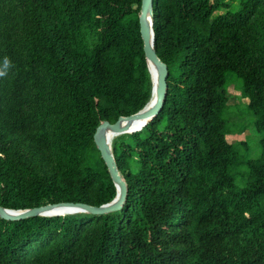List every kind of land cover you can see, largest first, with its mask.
Wrapping results in <instances>:
<instances>
[{
	"label": "trees",
	"instance_id": "16d2710c",
	"mask_svg": "<svg viewBox=\"0 0 264 264\" xmlns=\"http://www.w3.org/2000/svg\"><path fill=\"white\" fill-rule=\"evenodd\" d=\"M140 4L0 0V207L114 199L94 134L150 98ZM152 16L167 90L141 130L112 140L121 209L0 218V264H264V0H153ZM228 72L256 160L240 158L247 137L226 139Z\"/></svg>",
	"mask_w": 264,
	"mask_h": 264
},
{
	"label": "water",
	"instance_id": "95a60500",
	"mask_svg": "<svg viewBox=\"0 0 264 264\" xmlns=\"http://www.w3.org/2000/svg\"><path fill=\"white\" fill-rule=\"evenodd\" d=\"M153 0H141L139 20V33L143 43V53L147 64V69L151 81V94L148 102L135 114L127 117H120L113 124L108 121H102L95 130L94 142L100 156L105 163L110 178L116 188L114 199L99 207H93L82 203L61 202L56 204H46L25 210H11L0 207V218L9 221H18L35 216H59L64 214L87 213L91 215H104L121 209L127 195L126 183L117 170L112 150L106 148L103 143L105 133L117 137L125 133H134L145 126L160 111L163 105L167 90V67L160 61L154 51L155 34L153 31L152 16ZM151 68L155 70L156 81H153ZM132 123L133 126L129 131L124 132L126 123Z\"/></svg>",
	"mask_w": 264,
	"mask_h": 264
},
{
	"label": "rangeland",
	"instance_id": "374dc122",
	"mask_svg": "<svg viewBox=\"0 0 264 264\" xmlns=\"http://www.w3.org/2000/svg\"><path fill=\"white\" fill-rule=\"evenodd\" d=\"M239 80L231 72L226 74L225 93L228 98V104L231 105L224 114L227 127L230 131L226 137L228 142L238 143L247 137V149L237 147L241 159L256 160L260 157V136L254 132L253 117L247 109L246 100H244L238 90ZM245 129L243 132H241ZM238 171H232L235 175ZM239 178V177H238Z\"/></svg>",
	"mask_w": 264,
	"mask_h": 264
},
{
	"label": "bare ground",
	"instance_id": "6f19581e",
	"mask_svg": "<svg viewBox=\"0 0 264 264\" xmlns=\"http://www.w3.org/2000/svg\"><path fill=\"white\" fill-rule=\"evenodd\" d=\"M151 71H152V74H153V81L155 82L156 81V78H155V70L153 68H151ZM133 124L132 123H126L125 124V127H124V132L125 131H129L131 128H132ZM115 137L110 135L109 133H105L104 137H103V143H104V146L106 148H110L111 147V143H112V140L114 139Z\"/></svg>",
	"mask_w": 264,
	"mask_h": 264
},
{
	"label": "crops",
	"instance_id": "0c3cea01",
	"mask_svg": "<svg viewBox=\"0 0 264 264\" xmlns=\"http://www.w3.org/2000/svg\"><path fill=\"white\" fill-rule=\"evenodd\" d=\"M244 99V98H243ZM244 100H246V99H244ZM228 137H230V136H228ZM228 137H226V139L228 138ZM231 143V142H230Z\"/></svg>",
	"mask_w": 264,
	"mask_h": 264
}]
</instances>
